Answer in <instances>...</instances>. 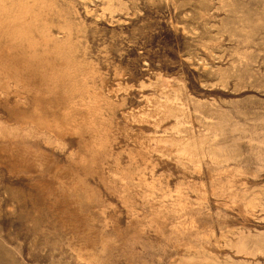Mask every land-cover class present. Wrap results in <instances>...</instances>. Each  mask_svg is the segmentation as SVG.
Segmentation results:
<instances>
[{
	"label": "rangeland",
	"instance_id": "obj_1",
	"mask_svg": "<svg viewBox=\"0 0 264 264\" xmlns=\"http://www.w3.org/2000/svg\"><path fill=\"white\" fill-rule=\"evenodd\" d=\"M0 264H264V0H0Z\"/></svg>",
	"mask_w": 264,
	"mask_h": 264
}]
</instances>
